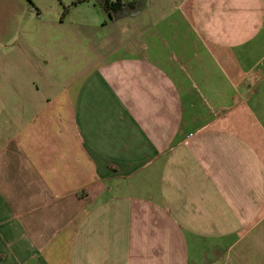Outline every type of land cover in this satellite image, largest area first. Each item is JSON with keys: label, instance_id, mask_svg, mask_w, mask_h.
<instances>
[{"label": "crops", "instance_id": "obj_1", "mask_svg": "<svg viewBox=\"0 0 264 264\" xmlns=\"http://www.w3.org/2000/svg\"><path fill=\"white\" fill-rule=\"evenodd\" d=\"M32 1L0 0V264H264V0Z\"/></svg>", "mask_w": 264, "mask_h": 264}, {"label": "trees", "instance_id": "obj_2", "mask_svg": "<svg viewBox=\"0 0 264 264\" xmlns=\"http://www.w3.org/2000/svg\"><path fill=\"white\" fill-rule=\"evenodd\" d=\"M31 7L37 10V6L32 0H27ZM83 0H73L69 5L63 6L60 14L62 19L67 13L69 7ZM97 4L104 12L107 13L109 19H116L126 15H133L138 13L146 6V0H92Z\"/></svg>", "mask_w": 264, "mask_h": 264}, {"label": "rangeland", "instance_id": "obj_3", "mask_svg": "<svg viewBox=\"0 0 264 264\" xmlns=\"http://www.w3.org/2000/svg\"><path fill=\"white\" fill-rule=\"evenodd\" d=\"M57 1L61 4V7H63V6H67V5L70 4L69 2H68V3L65 2L66 0H57ZM72 1H73V0H72ZM44 10H46L45 7H44ZM262 65H263V64H262ZM260 69H261L260 71H262V68H260ZM259 73H260L259 71H254V72L251 73V75H256V76H257V75H259Z\"/></svg>", "mask_w": 264, "mask_h": 264}]
</instances>
